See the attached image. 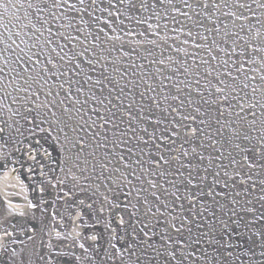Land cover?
Segmentation results:
<instances>
[{
	"label": "water",
	"instance_id": "1",
	"mask_svg": "<svg viewBox=\"0 0 264 264\" xmlns=\"http://www.w3.org/2000/svg\"><path fill=\"white\" fill-rule=\"evenodd\" d=\"M0 264H264V0H0Z\"/></svg>",
	"mask_w": 264,
	"mask_h": 264
}]
</instances>
